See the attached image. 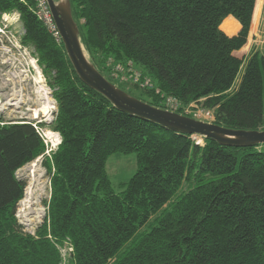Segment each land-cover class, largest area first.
Wrapping results in <instances>:
<instances>
[{
	"label": "trees",
	"instance_id": "trees-1",
	"mask_svg": "<svg viewBox=\"0 0 264 264\" xmlns=\"http://www.w3.org/2000/svg\"><path fill=\"white\" fill-rule=\"evenodd\" d=\"M68 2L89 61L119 89L162 109L167 98L179 109L198 103L228 129L264 130V46L238 56L260 0ZM36 8V0H0V17L18 14L20 44L32 49L57 107L39 126L60 142L45 155L31 122L0 118V264H62L66 245L69 264H264V144H197L117 109L80 79ZM228 17L241 26L234 36L221 29ZM112 66L150 84L116 80ZM114 153L137 159L118 191L106 171ZM40 156L50 197L31 234L16 218L26 185L16 172Z\"/></svg>",
	"mask_w": 264,
	"mask_h": 264
},
{
	"label": "rangeland",
	"instance_id": "rangeland-1",
	"mask_svg": "<svg viewBox=\"0 0 264 264\" xmlns=\"http://www.w3.org/2000/svg\"><path fill=\"white\" fill-rule=\"evenodd\" d=\"M63 2L66 4L67 0H63ZM221 29L226 32L223 26H221ZM23 31L17 14L1 15L0 118L6 122L19 120L31 122L47 144L46 155L47 152L57 147L60 136L47 126H39V123H51L55 117L57 107L51 96V89L47 86L41 69L32 54V49L20 44L19 37L23 34ZM247 43V50L238 53L240 58L249 55L254 49L262 50L264 46V0H260L255 21H253L252 16ZM85 55L89 59L86 52ZM241 73L237 77V82ZM115 86H117V83H115ZM163 103L166 105V100ZM178 109L176 108V110ZM179 110L200 120L214 121L212 111L202 109L198 103H191ZM192 139L195 143L203 144L201 136L194 135ZM42 161L43 157L40 156L16 172L18 179L26 182L24 196L16 208V218L23 230L31 234H34L37 227L43 222L47 214L46 202L50 197L49 176ZM136 170L137 159L135 153H114L109 156L106 162L107 175L116 191L119 190V184L128 181ZM147 226L145 225L142 230H147ZM70 250L68 245L61 249L62 264H69L67 260Z\"/></svg>",
	"mask_w": 264,
	"mask_h": 264
},
{
	"label": "water",
	"instance_id": "water-1",
	"mask_svg": "<svg viewBox=\"0 0 264 264\" xmlns=\"http://www.w3.org/2000/svg\"><path fill=\"white\" fill-rule=\"evenodd\" d=\"M45 1L76 73L84 83L104 95L117 109L158 124L168 130L210 138L224 145L264 144V130L228 129L213 122L155 107L119 89L87 59L78 35L77 25L71 15L68 0L65 5H63V0Z\"/></svg>",
	"mask_w": 264,
	"mask_h": 264
},
{
	"label": "built area",
	"instance_id": "built-area-1",
	"mask_svg": "<svg viewBox=\"0 0 264 264\" xmlns=\"http://www.w3.org/2000/svg\"><path fill=\"white\" fill-rule=\"evenodd\" d=\"M36 2H37L36 14L38 18L43 21L49 32H51L56 39H61L59 32L53 22L46 1L36 0ZM112 67L113 69H111L110 75L116 80H120V81L130 80L132 82H139L143 86L150 84L149 79H144L143 81H140V77H141L140 72L132 68H128L127 70H124V68H122L121 66H112ZM130 71L131 73H129ZM166 106L168 110L176 111V108H179L180 104L177 101H175L173 98H167Z\"/></svg>",
	"mask_w": 264,
	"mask_h": 264
},
{
	"label": "bare ground",
	"instance_id": "bare-ground-1",
	"mask_svg": "<svg viewBox=\"0 0 264 264\" xmlns=\"http://www.w3.org/2000/svg\"><path fill=\"white\" fill-rule=\"evenodd\" d=\"M63 5H65V3H63ZM227 19L224 22H222L221 25L224 27L227 33H234L236 26H238L237 25L238 23L233 17H228ZM48 132H51V131H48Z\"/></svg>",
	"mask_w": 264,
	"mask_h": 264
},
{
	"label": "crops",
	"instance_id": "crops-1",
	"mask_svg": "<svg viewBox=\"0 0 264 264\" xmlns=\"http://www.w3.org/2000/svg\"><path fill=\"white\" fill-rule=\"evenodd\" d=\"M16 14V13H15ZM238 23V22H237ZM238 26H236V28H235V32L234 33H226V32H224L226 35H228V36H234V35H236L239 31H240V29H241V26H240V24L238 23L237 24ZM242 50V49H241ZM240 50V51H241ZM249 55H245L243 58H247Z\"/></svg>",
	"mask_w": 264,
	"mask_h": 264
}]
</instances>
